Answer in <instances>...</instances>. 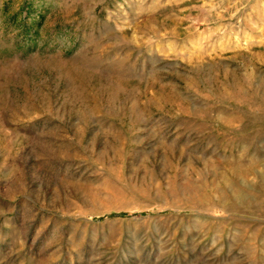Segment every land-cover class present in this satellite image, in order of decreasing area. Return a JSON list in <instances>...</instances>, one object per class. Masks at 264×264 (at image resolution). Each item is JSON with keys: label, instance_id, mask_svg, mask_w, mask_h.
Masks as SVG:
<instances>
[{"label": "rangeland", "instance_id": "obj_1", "mask_svg": "<svg viewBox=\"0 0 264 264\" xmlns=\"http://www.w3.org/2000/svg\"><path fill=\"white\" fill-rule=\"evenodd\" d=\"M0 264H264V0H0Z\"/></svg>", "mask_w": 264, "mask_h": 264}, {"label": "trees", "instance_id": "obj_2", "mask_svg": "<svg viewBox=\"0 0 264 264\" xmlns=\"http://www.w3.org/2000/svg\"><path fill=\"white\" fill-rule=\"evenodd\" d=\"M127 215V213H116V214H114V216H126Z\"/></svg>", "mask_w": 264, "mask_h": 264}]
</instances>
